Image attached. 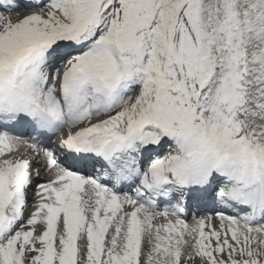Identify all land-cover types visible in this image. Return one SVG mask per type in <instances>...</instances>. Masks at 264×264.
Segmentation results:
<instances>
[{
  "label": "snow or ice",
  "instance_id": "snow-or-ice-1",
  "mask_svg": "<svg viewBox=\"0 0 264 264\" xmlns=\"http://www.w3.org/2000/svg\"><path fill=\"white\" fill-rule=\"evenodd\" d=\"M0 264H264V0H0Z\"/></svg>",
  "mask_w": 264,
  "mask_h": 264
},
{
  "label": "bare ground",
  "instance_id": "bare-ground-1",
  "mask_svg": "<svg viewBox=\"0 0 264 264\" xmlns=\"http://www.w3.org/2000/svg\"><path fill=\"white\" fill-rule=\"evenodd\" d=\"M44 179H46V177H44Z\"/></svg>",
  "mask_w": 264,
  "mask_h": 264
}]
</instances>
